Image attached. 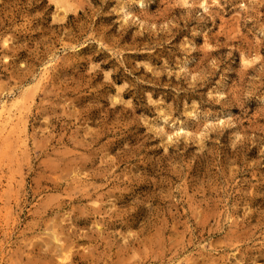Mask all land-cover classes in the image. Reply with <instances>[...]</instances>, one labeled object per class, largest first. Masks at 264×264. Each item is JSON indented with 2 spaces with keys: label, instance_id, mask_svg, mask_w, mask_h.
<instances>
[{
  "label": "rangeland",
  "instance_id": "1",
  "mask_svg": "<svg viewBox=\"0 0 264 264\" xmlns=\"http://www.w3.org/2000/svg\"><path fill=\"white\" fill-rule=\"evenodd\" d=\"M0 264H264V0H0Z\"/></svg>",
  "mask_w": 264,
  "mask_h": 264
},
{
  "label": "bare ground",
  "instance_id": "2",
  "mask_svg": "<svg viewBox=\"0 0 264 264\" xmlns=\"http://www.w3.org/2000/svg\"><path fill=\"white\" fill-rule=\"evenodd\" d=\"M1 115V114H0Z\"/></svg>",
  "mask_w": 264,
  "mask_h": 264
}]
</instances>
